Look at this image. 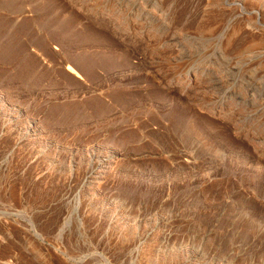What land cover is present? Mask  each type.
Here are the masks:
<instances>
[{
  "label": "rangeland",
  "instance_id": "rangeland-1",
  "mask_svg": "<svg viewBox=\"0 0 264 264\" xmlns=\"http://www.w3.org/2000/svg\"><path fill=\"white\" fill-rule=\"evenodd\" d=\"M239 85L264 97V0H0V264H264Z\"/></svg>",
  "mask_w": 264,
  "mask_h": 264
},
{
  "label": "bare ground",
  "instance_id": "bare-ground-1",
  "mask_svg": "<svg viewBox=\"0 0 264 264\" xmlns=\"http://www.w3.org/2000/svg\"><path fill=\"white\" fill-rule=\"evenodd\" d=\"M97 1V0H96ZM89 6V5H88ZM142 10H143V14L149 18V20H157L156 18H158V15H157V9H156V4L155 2H150V3H146V4H143V6L141 7ZM139 9V7H138ZM117 12V11H116ZM138 12V11H137ZM137 15V14H136ZM141 16V15H140ZM144 19V18H143ZM148 20V19H147ZM146 22V20H145ZM149 22V21H148ZM134 23V22H133ZM137 23V22H136ZM143 23V22H142ZM141 24V23H140ZM154 23H152L153 25ZM143 25H141V29ZM133 27V26H132ZM138 27V26H137ZM151 27V24H145V31L148 32V28ZM154 27V26H153ZM163 29V28H162ZM155 31H160L161 29L160 28H155L154 29ZM144 31V32H145ZM153 31V30H151ZM145 32V34H146ZM157 34V33H156ZM150 35V34H149ZM157 36V35H156ZM145 37V36H144ZM171 37V36H170ZM174 38V37H173ZM155 39V38H154ZM177 39V38H176ZM180 39V38H179ZM164 40V39H163ZM221 40V39H220ZM171 42L168 44V46H171L174 48V51L177 53V54H190L191 53V49L193 47V45L191 46H188L187 44H184L182 42H179L178 40H170ZM183 41V40H181ZM166 42V41H165ZM168 42V41H167ZM197 48V47H196ZM170 52H172V50H169ZM253 53V52H252ZM250 59V58H249ZM252 60V59H251ZM194 62V61H193ZM256 62V61H255ZM259 62V61H258ZM183 64V62H182ZM186 65L188 66H185L183 69H182V72L179 73V74H176L173 79L174 81H180L182 80L184 84V86L182 85V88H186L187 90H191L194 86L197 87L198 85L200 84H207L209 83V80H210V72H211V68H210V65L211 63H208V62H205L203 66H199V65H190L188 64V62L185 63ZM184 64V65H185ZM178 69V68H177ZM218 69V68H217ZM252 69V68H251ZM248 72V71H247ZM247 79H250L251 80H254L255 78L253 77L254 76V73L253 72H250V74L246 75ZM249 81V80H248ZM260 81V80H259ZM256 83V82H255ZM193 86V87H192ZM207 86V85H205ZM192 87V88H191ZM199 87V86H198ZM203 87V86H202ZM201 87V88H202ZM216 87V88H214ZM213 88H211L210 90L208 89V91H210V93H215V92H218L219 89L217 88L216 85H214ZM208 88V87H207ZM204 89V87H203ZM218 89V90H217ZM258 88L257 87H253L252 85H248L247 87H241V85H239V87L234 91L232 92L229 96H226V100H231V104H230V108L231 111H233V115H236L237 114H242L243 115V120H237L236 119H233L232 120V125L233 127L241 132L242 129L245 127V125H248V121L245 122L246 120H254V119H257L256 117V114H257V111L259 110H263V105H264V97H261L260 95H263V93L261 92H258L257 90ZM206 90V89H205ZM212 91V92H211ZM219 93V92H218ZM224 96V95H223ZM220 98H223V97H220ZM211 108V107H210ZM221 109V108H220ZM228 109H226V112H227ZM223 110H219V112ZM225 111V110H224ZM223 114V113H222ZM230 114V113H228ZM224 115V114H223ZM228 116V115H227ZM241 116V115H239ZM250 116V117H248ZM248 117V118H247ZM260 118V117H259ZM232 119V118H231ZM262 119V118H261ZM259 123V122H258ZM251 125H249L250 127ZM259 129V128H258ZM245 131V130H244ZM264 132V130L262 129H259L255 131V133H251L250 131V135L251 136H258L260 137V134H262ZM262 137V136H261ZM255 138V137H253ZM261 139V138H260ZM253 140V139H252ZM261 149L264 150V137L262 139V142H261ZM260 149V150H261ZM260 157V156H259Z\"/></svg>",
  "mask_w": 264,
  "mask_h": 264
}]
</instances>
